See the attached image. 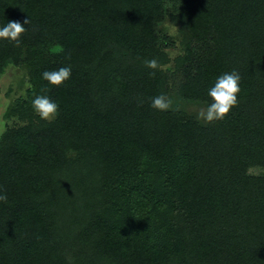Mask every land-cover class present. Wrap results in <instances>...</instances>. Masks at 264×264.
<instances>
[{
    "label": "trees",
    "instance_id": "obj_1",
    "mask_svg": "<svg viewBox=\"0 0 264 264\" xmlns=\"http://www.w3.org/2000/svg\"><path fill=\"white\" fill-rule=\"evenodd\" d=\"M172 1L0 0V26L30 20L19 46L0 40V74L31 81L0 142V264H264V0ZM62 66V85L42 79ZM232 69L238 105L198 119L189 104Z\"/></svg>",
    "mask_w": 264,
    "mask_h": 264
},
{
    "label": "clouds",
    "instance_id": "obj_2",
    "mask_svg": "<svg viewBox=\"0 0 264 264\" xmlns=\"http://www.w3.org/2000/svg\"><path fill=\"white\" fill-rule=\"evenodd\" d=\"M30 20L23 23L19 21H8L0 26V40H9L15 45L21 44V36L26 31L25 24H29ZM56 52L63 51L62 47L57 46ZM148 68L155 69L157 61L155 59L145 61ZM72 75L71 66H62L54 70H45L42 72V79L46 80L50 85L60 86L69 80ZM241 74L237 69L216 77L214 84L207 90L210 102L204 110L198 113V119L212 123L216 120H222L230 112V110L239 103L238 94L241 91L240 82ZM31 86L30 84L28 85ZM32 109L40 119L51 121L55 120L60 112V106L57 101L48 95H36L32 100ZM151 107L159 111H166L171 107V101L163 94L151 98ZM7 199L6 194L0 193V201Z\"/></svg>",
    "mask_w": 264,
    "mask_h": 264
},
{
    "label": "rangeland",
    "instance_id": "obj_3",
    "mask_svg": "<svg viewBox=\"0 0 264 264\" xmlns=\"http://www.w3.org/2000/svg\"><path fill=\"white\" fill-rule=\"evenodd\" d=\"M165 1L170 8L173 1ZM160 28L163 34L171 37L176 43L167 49L171 58L169 66L174 67L176 58L184 53L179 26L175 25L170 18L167 17L166 20L160 23ZM175 79L179 82L181 74L178 73ZM29 84L31 85L29 71L28 67L24 64L19 65L11 62L6 66L4 73L0 74V142L3 134L9 127L21 126L24 124V122L17 117L12 115L8 116V111L10 108L16 106L18 100H25L28 98ZM188 109L198 116V113L204 110L205 107L190 103ZM261 171L263 170L257 168L250 170V172L254 174H258Z\"/></svg>",
    "mask_w": 264,
    "mask_h": 264
}]
</instances>
